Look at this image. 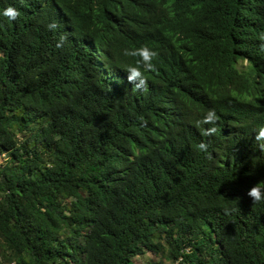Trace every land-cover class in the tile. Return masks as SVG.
<instances>
[{"label":"trees","instance_id":"16d2710c","mask_svg":"<svg viewBox=\"0 0 264 264\" xmlns=\"http://www.w3.org/2000/svg\"><path fill=\"white\" fill-rule=\"evenodd\" d=\"M8 5L0 264H136L146 249L168 264H264V202L246 195L264 179V0ZM145 45L158 55L141 91L122 49Z\"/></svg>","mask_w":264,"mask_h":264},{"label":"clouds","instance_id":"9594fccd","mask_svg":"<svg viewBox=\"0 0 264 264\" xmlns=\"http://www.w3.org/2000/svg\"><path fill=\"white\" fill-rule=\"evenodd\" d=\"M23 4L24 0H20ZM19 15V9L14 5H8L0 8V17L5 18L6 23L13 22L17 19ZM55 22H49L46 27L49 30L56 28ZM64 39L63 36L57 41L55 47H60V41ZM264 39V35L261 36ZM122 55L126 57H135L133 64H128L124 67L126 71V78L131 84L139 90H143L146 86L147 80L145 73L149 71L156 70L155 59L158 55L154 48L149 46H139V47H125L122 49ZM246 63V62H245ZM218 120V115L215 109L209 108L201 115V118L196 122L197 127L201 124L208 125V127L201 130V135L208 137L216 133L215 124ZM253 139L257 142L256 147L260 151H264V125L259 126L253 130ZM196 149L201 153H207L209 149V144L205 140L201 139L196 144ZM246 195L249 196L253 203L264 202V179L257 180L246 190Z\"/></svg>","mask_w":264,"mask_h":264},{"label":"rangeland","instance_id":"374dc122","mask_svg":"<svg viewBox=\"0 0 264 264\" xmlns=\"http://www.w3.org/2000/svg\"><path fill=\"white\" fill-rule=\"evenodd\" d=\"M5 161V155L4 154H0V163ZM148 259L151 260H161L164 261L165 263H169L168 259L162 254H154L151 251H149L148 249H146V256H135L133 258L134 262L136 264H143L145 261H147ZM10 264H14L13 261Z\"/></svg>","mask_w":264,"mask_h":264}]
</instances>
